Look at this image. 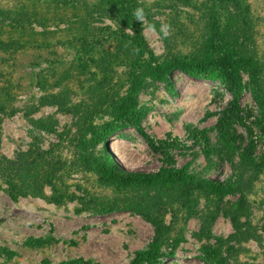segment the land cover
I'll return each instance as SVG.
<instances>
[{"label":"rangeland","instance_id":"374dc122","mask_svg":"<svg viewBox=\"0 0 264 264\" xmlns=\"http://www.w3.org/2000/svg\"><path fill=\"white\" fill-rule=\"evenodd\" d=\"M145 49L157 63L236 60L238 99L220 78L177 67L170 85L147 71L137 108L153 148L119 118ZM110 122L119 127L101 141ZM80 141L172 175L106 183L79 163ZM0 159V247L16 253L0 250V264H131L154 223L90 200L162 210L157 264H264V0H0ZM38 186L62 203L10 195Z\"/></svg>","mask_w":264,"mask_h":264},{"label":"trees","instance_id":"16d2710c","mask_svg":"<svg viewBox=\"0 0 264 264\" xmlns=\"http://www.w3.org/2000/svg\"><path fill=\"white\" fill-rule=\"evenodd\" d=\"M141 52H147L151 61H148L145 64V68L139 69V72L136 73L131 80V86L129 93L125 97L120 107V119L127 120L130 124H132L137 131L144 136L147 142L155 149H157L155 142L152 138L145 132L143 126L141 125V113L138 111V98L137 95L143 86L146 72L153 77L161 80H165L170 85L173 84L174 80L172 77L173 71L175 68L179 67L182 70L186 71L190 75H195L199 73H203L211 78H220L225 86L234 94L235 100L238 99V82H240V69L243 67L241 63H238L236 60H222L217 65H209L208 62H198L197 66H182L180 62L177 63H157L156 56L151 49L140 50ZM208 53L211 54V49H208ZM251 79L256 81L259 76V69L253 68L250 72ZM255 97L260 100V96L257 95L256 90H254ZM119 126L115 125V122H110L105 126V129L99 136V139L102 141L107 136L113 134ZM48 131H52L51 128L47 127ZM78 147L81 149L78 152V160L79 163L84 166L88 170H93L100 174L102 180L106 183H121L128 182L133 180H148L152 183H163L165 182L166 176H171L172 174H168L166 171H161L158 174H147L143 171L127 169L123 165H121L118 161H115L112 155H110L107 149H103L101 152H90L86 149L83 142H79ZM106 151V153H105ZM242 156L245 160H253L250 148H245V152H242ZM0 161H2L0 159ZM12 162V161H11ZM176 174H185V171L180 172H172ZM187 175V174H185ZM212 184H216V180L211 181ZM39 187V186H38ZM172 188L176 189L174 185ZM32 189V188H31ZM29 193L42 196L44 198H48L50 201H54L56 203H62L64 194H52L48 196L43 192V190L39 188H34L30 192L28 188H20L18 190H11L10 195L14 200H18L20 196H27ZM87 209H95L96 212L105 213L114 210H136L141 212L147 219L151 220L156 229V234L153 240L150 242L147 248L141 249L136 252L134 258L131 261V264H157L160 257L164 256V252L162 251V245L167 239V235L169 233V226L165 225L162 217V210H157L153 206H150L148 202H142L138 205H128L125 202L120 200L111 201L99 204V202L90 200ZM91 205H95L91 206ZM100 205V206H97ZM238 235H234L233 237H237ZM178 241L176 240L173 245H177ZM2 253L5 254L8 258L13 257L16 253L5 247H0ZM211 251V247H205V252L208 256L213 259L218 251ZM43 264H49L47 262ZM61 264H87L82 260L76 262L64 261ZM218 264H224L222 261H219Z\"/></svg>","mask_w":264,"mask_h":264}]
</instances>
